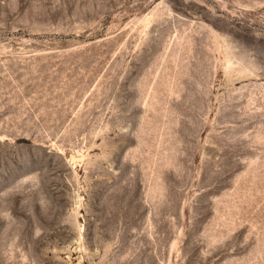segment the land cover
Here are the masks:
<instances>
[{"label":"rangeland","instance_id":"1","mask_svg":"<svg viewBox=\"0 0 264 264\" xmlns=\"http://www.w3.org/2000/svg\"><path fill=\"white\" fill-rule=\"evenodd\" d=\"M0 264H264V0H0Z\"/></svg>","mask_w":264,"mask_h":264}]
</instances>
